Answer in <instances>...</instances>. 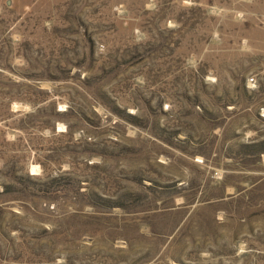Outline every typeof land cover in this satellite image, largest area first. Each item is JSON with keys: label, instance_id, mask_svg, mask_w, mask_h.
<instances>
[{"label": "rangeland", "instance_id": "1", "mask_svg": "<svg viewBox=\"0 0 264 264\" xmlns=\"http://www.w3.org/2000/svg\"><path fill=\"white\" fill-rule=\"evenodd\" d=\"M0 264H264V0H0Z\"/></svg>", "mask_w": 264, "mask_h": 264}, {"label": "built area", "instance_id": "2", "mask_svg": "<svg viewBox=\"0 0 264 264\" xmlns=\"http://www.w3.org/2000/svg\"><path fill=\"white\" fill-rule=\"evenodd\" d=\"M251 80V79H250Z\"/></svg>", "mask_w": 264, "mask_h": 264}]
</instances>
